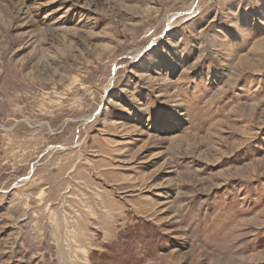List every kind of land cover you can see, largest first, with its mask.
Instances as JSON below:
<instances>
[{
    "label": "rangeland",
    "instance_id": "374dc122",
    "mask_svg": "<svg viewBox=\"0 0 264 264\" xmlns=\"http://www.w3.org/2000/svg\"><path fill=\"white\" fill-rule=\"evenodd\" d=\"M0 264H264V0H0Z\"/></svg>",
    "mask_w": 264,
    "mask_h": 264
}]
</instances>
